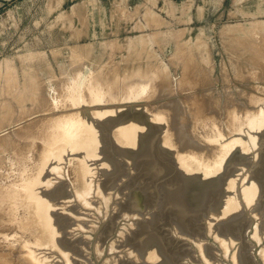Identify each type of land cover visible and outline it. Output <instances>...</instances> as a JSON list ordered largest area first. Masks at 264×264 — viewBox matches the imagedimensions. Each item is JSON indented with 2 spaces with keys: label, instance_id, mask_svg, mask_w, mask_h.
I'll list each match as a JSON object with an SVG mask.
<instances>
[{
  "label": "rangeland",
  "instance_id": "1",
  "mask_svg": "<svg viewBox=\"0 0 264 264\" xmlns=\"http://www.w3.org/2000/svg\"><path fill=\"white\" fill-rule=\"evenodd\" d=\"M0 191L23 264H264V0H0Z\"/></svg>",
  "mask_w": 264,
  "mask_h": 264
},
{
  "label": "bare ground",
  "instance_id": "2",
  "mask_svg": "<svg viewBox=\"0 0 264 264\" xmlns=\"http://www.w3.org/2000/svg\"><path fill=\"white\" fill-rule=\"evenodd\" d=\"M263 29V28H262ZM230 40V39H229ZM109 76H111L112 77V81L111 82H113L111 85L112 86H114V87H116V86H119V84L120 83H115V82H118L117 80L116 81H114L115 79H116V77H117V74L116 73H112V74H109ZM128 76H129V74L128 73H126V74H124V75H120L119 74V79H120V81L122 80V79H124V78H128ZM187 80V79H186ZM123 81H125V80H123ZM123 84H126L124 87H126L127 85H128V88L130 87V84L128 83H123ZM103 93V92H102ZM104 95H105V93H103ZM111 96L112 97H114V96H118V95H116L115 93H111ZM196 107V106H195ZM193 108L192 107V110H193V112H195L197 109L196 108ZM177 110H179V111H182V112H185V110L187 111V113L189 112L190 113V111H191V109L190 108H188V109H186L185 107H179V109H177ZM197 113V112H196ZM199 113V112H198ZM190 115H192V114H190ZM195 115V116H194ZM197 116L198 115H196V114H193V117H194V119H195V121H196V124L198 125H200V127H206V130L207 131H209V132H213L212 130H213V127L215 126V123H213L214 121H216V120H214V118H201V121H200V118H199V116H198V118H199V120H198V118H197ZM202 116V115H201ZM200 116V117H201ZM204 116V115H203ZM202 116V117H203ZM209 116V115H208ZM233 116V115H232ZM236 116V115H235ZM234 116V117H235ZM230 117V116H229ZM238 117H240V116H238ZM238 117H237V119H238ZM197 118V119H196ZM231 119V118H230ZM235 119V118H234ZM202 120H203V122H202ZM240 120V119H239ZM233 121H236V120H233ZM232 121V122H233ZM230 124V123H229ZM241 124V123H240ZM240 124H238V125H240ZM237 125V126H238ZM216 127V126H215ZM219 127V126H218ZM217 130V129H216ZM219 130V129H218ZM218 132V131H217ZM181 133L182 134H185V135H188V131H181ZM171 136L170 135H168V139H167V141H170V142H173L172 140V138H170ZM190 141H192V139H190ZM168 143V142H167ZM200 157V156H199ZM196 158H198V157H196ZM201 158V157H200ZM206 158V157H205ZM209 158V157H208ZM7 187V186H6ZM1 192V194H0V231H2V228H1V226H4V225H6V223L7 222H11V219H8L7 220V222H6V219H7V214H6V211H9V207H8V203H10L9 201L7 202V200H8V198L10 197V196H7L6 194H4L3 193V191H0ZM10 200H11V198H10ZM12 203V202H11ZM11 207V206H10ZM6 227H7V225H6ZM8 227H11V226H8ZM1 233V232H0ZM3 234V235H2ZM11 237H12V235H11V229H7V230H5L4 232H2L1 233V235H0V264H10V262H12V261H14L15 260V262H13V263H11V264H23L22 262H23V260H22V258H20L22 261H20V259H19V255H18V251H16V249L15 250H11V246L9 245V240L11 239ZM10 246V247H9ZM15 256V257H14ZM21 256V255H20ZM25 263V262H24Z\"/></svg>",
  "mask_w": 264,
  "mask_h": 264
}]
</instances>
